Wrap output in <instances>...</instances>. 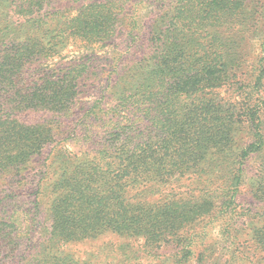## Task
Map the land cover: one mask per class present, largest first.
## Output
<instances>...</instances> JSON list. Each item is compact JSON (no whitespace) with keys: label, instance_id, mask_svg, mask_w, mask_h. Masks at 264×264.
Masks as SVG:
<instances>
[{"label":"trees","instance_id":"trees-1","mask_svg":"<svg viewBox=\"0 0 264 264\" xmlns=\"http://www.w3.org/2000/svg\"><path fill=\"white\" fill-rule=\"evenodd\" d=\"M52 2L0 0V264H24L25 255L17 263L21 252L31 253L26 264H90L64 246L107 233L142 238L148 256L159 250L160 264H263L240 244L233 217L227 227L235 233L226 228L215 243L221 249L201 233L184 234L214 213L209 201L235 204L254 159L261 163L249 181L264 207V73L236 105L206 93L233 79L238 59L218 29L253 19L248 0H147L153 17L138 27L148 31L136 43L141 54L107 65V79L95 74L108 93L81 126L64 120L96 61H65L62 53L70 43L108 44L122 13L113 0L90 3L76 15L64 5L47 10ZM35 114L52 116L55 125L29 120ZM64 136L89 146L76 164L58 149ZM188 173L199 175L194 193L171 188L164 201L127 199L138 187L153 192ZM251 237L264 253V227Z\"/></svg>","mask_w":264,"mask_h":264},{"label":"rangeland","instance_id":"rangeland-1","mask_svg":"<svg viewBox=\"0 0 264 264\" xmlns=\"http://www.w3.org/2000/svg\"><path fill=\"white\" fill-rule=\"evenodd\" d=\"M106 1L108 0H53L47 10H55L64 5V8H68V12L76 15L80 9L90 3ZM113 1L119 5V11L122 13V20L113 40L108 44L92 46H87L81 42L70 43L62 53L61 58H64L65 61H96L90 73L91 79L88 81L86 88L81 91L79 102L74 107L71 116L64 120L66 126L75 124L81 126L85 121L84 117L89 115L90 110L95 105L100 104H96V102L101 100L102 94L108 93L107 82L100 83L96 75L102 73L103 77L107 79L110 72V66L107 65H124L138 58L139 54H141V48H138L136 43L141 39H144V41L148 39V31H140L138 29V27L149 22L153 17L152 10L147 6V0ZM248 5L249 10L253 11L251 16L254 18L246 22V28L237 24V20L233 19L231 24H224L225 26L218 29V35L221 36V42L224 43L226 51L231 53L238 61L236 65H233L232 73L229 75L233 79L221 87L206 93L211 96L210 98L227 107L240 103L242 96L248 91L246 86L251 84L253 79L260 76L261 73H264V0H248ZM259 97L264 99V89ZM30 119L34 123L55 125V122L51 121L53 120L52 116L47 117L45 114H35ZM98 131L101 132L100 129ZM112 134L114 137L115 133ZM239 135L243 137V134ZM64 137L67 140L65 143L60 144L58 149L66 151L67 156L71 157L76 164L77 159L86 155L89 146L72 143L73 139L71 136ZM260 163V159H254L249 162L250 168L247 178L249 183L241 187V194H239L232 207H224L222 202L219 203L222 201L221 198L209 201V203L216 205L214 213L201 218L191 228L187 227L184 234H189V236L197 239V236L201 233L206 238L207 245H215L213 246L214 249H221V245L215 243L219 241L223 232L227 231V234L230 231L235 233L231 228L227 227L228 221L233 217L239 222V226L235 228L240 231L239 234L242 238L240 244L242 247L246 248L245 251L251 254L255 260H264V253L257 248L251 237L254 228L264 227L263 202L258 200L257 187L252 185V180L249 181L255 176ZM197 175L188 173L185 177H177L172 183L157 187L153 192H149L150 188L147 185L138 187L127 195V199L129 201H160L163 199L164 201L167 196L165 193H168V189L171 188L176 193H181V195H185L189 191L194 193L200 188L198 186L199 175ZM55 177V175H52V181ZM208 178V173L207 175L202 173L201 179L203 181ZM222 183L218 185L222 186ZM202 188L205 189L206 187L202 186ZM44 201L49 200L45 198ZM226 228L227 230L225 231ZM198 242L201 243L200 241ZM143 245L144 240L142 238L122 237L107 233L96 239H87L65 245L64 249L77 259H82L83 261L89 259L90 264H160V260L154 256L159 250L156 249L157 251L154 252V255L148 256L145 249H143ZM123 247H127V250L121 252ZM166 247L169 248L167 245L163 246V248ZM162 251L161 249L160 252ZM193 251V258L196 259L199 250L194 247ZM30 254L21 252L17 258V263L24 259L22 255H25L24 264H26ZM224 254H227V252H224ZM192 264L197 263L192 262Z\"/></svg>","mask_w":264,"mask_h":264}]
</instances>
